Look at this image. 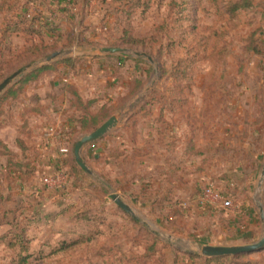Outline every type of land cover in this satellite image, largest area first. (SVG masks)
Masks as SVG:
<instances>
[{"label":"rangeland","instance_id":"rangeland-1","mask_svg":"<svg viewBox=\"0 0 264 264\" xmlns=\"http://www.w3.org/2000/svg\"><path fill=\"white\" fill-rule=\"evenodd\" d=\"M103 47L153 63L84 55ZM28 65L0 95V264H264V250L215 263L184 256L264 237V0H0V84ZM69 84L119 119L82 149L89 172L74 157L91 132L72 121ZM63 111L66 140L52 126ZM39 125L57 132L38 138ZM21 143L41 145L28 180L13 168ZM67 155L80 170L62 165ZM183 170L206 180L176 185Z\"/></svg>","mask_w":264,"mask_h":264},{"label":"water","instance_id":"water-1","mask_svg":"<svg viewBox=\"0 0 264 264\" xmlns=\"http://www.w3.org/2000/svg\"><path fill=\"white\" fill-rule=\"evenodd\" d=\"M99 54V55H121L127 54L132 55L134 57H145L149 59L151 63H153V59L145 53L134 52L129 49L124 48H116V47H103V48H92L90 51L85 52L84 55H88L90 53ZM61 56V53L56 52L50 55L47 59V63H51L54 60H57ZM32 65H28L25 69L19 70L14 73L11 77L7 78L4 82L0 84V95L4 93L15 81L16 79L21 78L27 70L31 69ZM119 119L117 116L111 117L107 120L103 125H101L96 131L83 136L74 147V157L76 163L85 171L89 172L87 165L84 163L81 152L84 146L93 143L102 137H104L109 131H111L114 127L118 125ZM264 184V170L262 172L261 178L259 180V190L262 188ZM113 199L115 200L116 204L123 209L125 212L130 214L132 217H136L134 212L130 209V207L122 202L117 195H113ZM260 217L262 223L264 225V208L263 205L260 204ZM264 250V237L256 244H250L245 246H205L200 245L198 246V254L207 257V258H223V257H235L243 254H251L256 253Z\"/></svg>","mask_w":264,"mask_h":264},{"label":"trees","instance_id":"trees-1","mask_svg":"<svg viewBox=\"0 0 264 264\" xmlns=\"http://www.w3.org/2000/svg\"><path fill=\"white\" fill-rule=\"evenodd\" d=\"M52 27L56 28V26H52ZM46 69L47 68H45L43 70H46ZM43 70L41 69V70H38L36 72L31 73L29 76H27L22 81V84L36 80L38 78V76L42 73ZM138 84H140L139 81H138ZM65 88H66V90H70L72 92V94L74 95V101L71 102V108H73L76 111L75 114H77V115H75V114L73 115L72 121L78 124L79 133H90V132L92 133V132L96 131L100 127L101 124L105 123V121L109 117H111V115H109V114L112 111L111 107L115 108L114 106H108L106 104L99 105V103L96 101H83L81 99V96L77 92V90L74 89L72 85H70V84L66 85ZM12 94H14V93L12 92ZM124 102L125 101H118L117 106L123 105ZM28 112H30V111H28ZM21 146H22V143H21ZM21 150L23 152V155H26V153L30 149L28 147H26V145L24 146V144H23ZM3 155H6V156L9 155L10 156L12 154L9 153L8 151H6L3 153ZM69 156L66 157V159L63 161L62 165L63 166L66 165V166L70 167L72 165V162H73L72 168L75 171L80 170L79 167L77 166V164L74 162L73 158L71 156L70 157ZM9 165L12 167L11 164H9ZM13 166H14L13 168H15L19 171V173L23 176L24 179L28 180L29 178L35 176V174H36V169L34 168V166L32 165V163L30 161L26 160V158H24V160L19 161V162L15 161L13 163ZM69 179H70V177H68V180L65 183V185L63 186V188L67 187V183L69 184ZM120 210L124 214H128L123 209L120 208ZM132 221L135 222L134 219H132ZM184 256L186 259H188L192 262L196 261V260H201L204 263H215V262H220L221 260H223V259H219V258L198 257V256H194L191 254H184ZM240 256H243V255H240ZM28 258H29V256L22 257L20 260V264H26V262L29 260ZM152 262L154 264H161V263L157 262V260H154ZM164 264H166V263H164ZM172 264H188V263L184 260H180L177 257L176 260L172 261Z\"/></svg>","mask_w":264,"mask_h":264},{"label":"crops","instance_id":"crops-1","mask_svg":"<svg viewBox=\"0 0 264 264\" xmlns=\"http://www.w3.org/2000/svg\"><path fill=\"white\" fill-rule=\"evenodd\" d=\"M56 84V83H55ZM71 102L72 101H70V104H69V109H70V105H71ZM52 104H53V101H52ZM54 104H55V102H54ZM67 106V105H66ZM72 111V110H71ZM68 112V111H67ZM66 112V113H67ZM66 113H65V111H63L62 113H60V114H58V115H53L52 116V120H54V122H52L53 124H52V126L53 125H56L57 126V128H58V126H60L62 129H63V131L61 130V138H63L64 140H66V139H69L70 137H71V131H70V129H72V124H71V122L69 121V120H67L68 118H67V116H66ZM68 114V113H67ZM58 116V117H57ZM67 118V119H66ZM41 122V121H40ZM47 127H48V125H46V126H43V125H39V127H37L36 128V132H37V136H38V138H41L42 136H45L46 135V133H47ZM60 128V129H61ZM44 138V137H43ZM43 138H41V139H43ZM44 140H46V138H44ZM51 140V139H50ZM47 141V140H46ZM43 144L45 143V142H42ZM52 145H54V141L52 140ZM39 146H41L40 144H37V147L39 148ZM36 149V148H32V149H30L27 153H26V156H25V158H26V160H31V159H36L37 160V158H35V152H41L40 151V149ZM53 158V157H52ZM195 167V166H194ZM195 168H197V167H195ZM184 172V173H183ZM183 172H176L177 174L178 173H181L182 175L181 176H178L177 177V183H176V185H181V184H179V183H181V181L179 180V178H181V177H183L184 179H183V182L182 183H184V182H187V177H195V178H197L196 180H197V182L198 181H200V179H205L206 177H204L205 176V174H203L202 173V175H200L199 173L197 174L196 172H197V170H190L189 172L188 171H184L183 170ZM186 172L187 173H189V174H186ZM204 175V176H203ZM206 180V179H205Z\"/></svg>","mask_w":264,"mask_h":264},{"label":"built area","instance_id":"built-area-1","mask_svg":"<svg viewBox=\"0 0 264 264\" xmlns=\"http://www.w3.org/2000/svg\"><path fill=\"white\" fill-rule=\"evenodd\" d=\"M57 132V128L56 127H50L48 130H47V133H46V136L51 138L53 137ZM48 180L46 179L45 182H47ZM231 204H232V199L230 198H227L224 203H223V206L225 209H229L231 207Z\"/></svg>","mask_w":264,"mask_h":264}]
</instances>
